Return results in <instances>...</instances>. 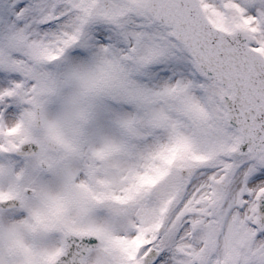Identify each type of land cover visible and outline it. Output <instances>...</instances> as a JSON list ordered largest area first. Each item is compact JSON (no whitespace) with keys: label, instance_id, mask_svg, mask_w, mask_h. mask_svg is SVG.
<instances>
[{"label":"snow or ice","instance_id":"6c2138e0","mask_svg":"<svg viewBox=\"0 0 264 264\" xmlns=\"http://www.w3.org/2000/svg\"><path fill=\"white\" fill-rule=\"evenodd\" d=\"M0 264H264V0H0Z\"/></svg>","mask_w":264,"mask_h":264}]
</instances>
